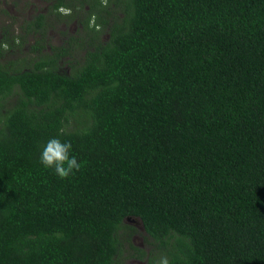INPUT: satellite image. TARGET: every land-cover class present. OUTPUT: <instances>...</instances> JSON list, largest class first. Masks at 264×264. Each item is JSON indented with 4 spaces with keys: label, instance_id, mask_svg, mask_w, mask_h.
Returning a JSON list of instances; mask_svg holds the SVG:
<instances>
[{
    "label": "trees",
    "instance_id": "1",
    "mask_svg": "<svg viewBox=\"0 0 264 264\" xmlns=\"http://www.w3.org/2000/svg\"><path fill=\"white\" fill-rule=\"evenodd\" d=\"M51 3L85 57L0 47V264H124L130 220L169 264H264V0ZM57 136L84 163L64 180L40 163Z\"/></svg>",
    "mask_w": 264,
    "mask_h": 264
},
{
    "label": "rangeland",
    "instance_id": "2",
    "mask_svg": "<svg viewBox=\"0 0 264 264\" xmlns=\"http://www.w3.org/2000/svg\"><path fill=\"white\" fill-rule=\"evenodd\" d=\"M48 0H0V47L3 48V60L15 63L14 67L20 70L33 68L39 56L46 57L48 54H53L55 49L60 47H71L70 57H66L64 64L60 66V70L64 73L71 74L73 68H77L82 64L85 57L84 48H79L74 41L79 40L83 36V25L80 19H74L72 22H67L68 19L56 17L54 13H45L51 7ZM63 15L72 14L73 11H61ZM39 14H48V27L45 30L44 36L37 35L33 32H27V24L37 19ZM82 30H81V29ZM101 39H107L106 33L101 34ZM74 37L73 42L70 39ZM43 40L40 45L38 41ZM9 43L13 45L9 49ZM7 45V49L4 45ZM38 45L45 47L39 50L37 54L33 52V47ZM129 225L135 227L136 232L129 237L128 232H125L122 237L125 242V250L123 256L124 264H147L149 258H163L162 252L158 249L159 244L152 239L147 238L144 233L143 225L139 220L128 221ZM130 242L137 248L146 251L145 259L137 258L133 249L130 247Z\"/></svg>",
    "mask_w": 264,
    "mask_h": 264
},
{
    "label": "clouds",
    "instance_id": "3",
    "mask_svg": "<svg viewBox=\"0 0 264 264\" xmlns=\"http://www.w3.org/2000/svg\"><path fill=\"white\" fill-rule=\"evenodd\" d=\"M4 48L7 49L6 44ZM63 134L64 130L61 129L60 135ZM72 149L73 146L70 141H62L59 136L51 138L41 151L40 163L44 168L53 170L58 178L68 179L80 172L84 166L82 161H78L77 157L71 154ZM159 264H169V260L167 257H163Z\"/></svg>",
    "mask_w": 264,
    "mask_h": 264
},
{
    "label": "flooded vegetation",
    "instance_id": "4",
    "mask_svg": "<svg viewBox=\"0 0 264 264\" xmlns=\"http://www.w3.org/2000/svg\"><path fill=\"white\" fill-rule=\"evenodd\" d=\"M48 1H49L48 3L51 5V7L48 8L49 10L46 11L45 13H48V14H49L50 12H51V13H54V12L52 11V9H51V8H52V3H51L52 0H48ZM48 14H39V15H37V17L40 16V15H46V16H47ZM46 20H47V19H46Z\"/></svg>",
    "mask_w": 264,
    "mask_h": 264
}]
</instances>
